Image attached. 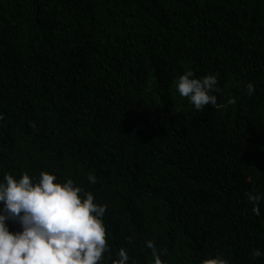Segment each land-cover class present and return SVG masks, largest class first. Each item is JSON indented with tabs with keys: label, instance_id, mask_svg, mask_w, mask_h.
Instances as JSON below:
<instances>
[{
	"label": "trees",
	"instance_id": "obj_1",
	"mask_svg": "<svg viewBox=\"0 0 264 264\" xmlns=\"http://www.w3.org/2000/svg\"><path fill=\"white\" fill-rule=\"evenodd\" d=\"M187 70L215 106L179 95ZM41 171L107 205L113 257L264 264V0H0V179Z\"/></svg>",
	"mask_w": 264,
	"mask_h": 264
},
{
	"label": "clouds",
	"instance_id": "obj_2",
	"mask_svg": "<svg viewBox=\"0 0 264 264\" xmlns=\"http://www.w3.org/2000/svg\"><path fill=\"white\" fill-rule=\"evenodd\" d=\"M217 74L196 78L191 70L181 75L176 90L196 111L217 103ZM247 85L246 94L254 93ZM229 98L228 104L235 105ZM91 184L97 182L94 173L87 176ZM251 211L259 216L264 194L246 192ZM106 204H98L92 192L78 186L72 179L61 182L55 174L41 171L38 177L23 172L17 178L5 172L0 179V264H101L107 255L110 264H136L126 247H120L115 257L107 242L104 216ZM12 225L17 230H10ZM132 243L131 238H126ZM153 264H165L162 251L153 241L146 242ZM264 256L256 249L252 258ZM201 264H231V260L217 254Z\"/></svg>",
	"mask_w": 264,
	"mask_h": 264
}]
</instances>
